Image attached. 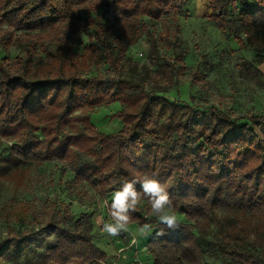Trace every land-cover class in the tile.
I'll return each instance as SVG.
<instances>
[{"label": "trees", "instance_id": "1", "mask_svg": "<svg viewBox=\"0 0 264 264\" xmlns=\"http://www.w3.org/2000/svg\"><path fill=\"white\" fill-rule=\"evenodd\" d=\"M185 2L110 0L97 18L103 0H0V46L20 48L11 61L0 58V146L12 142L0 154V179L20 168L59 163L72 186L107 197L109 213L113 193L147 174L166 188L172 212L182 217L174 228L161 225L135 183L141 200L129 210L128 224L154 223L145 244L150 264H210L211 251H219L225 264H264V114L247 113L240 121L214 107L207 120V110L166 96L183 66L179 26L159 34L172 56L159 51L151 33L144 61H138L143 52H129L148 20L175 19ZM208 7L220 32L238 49L254 50L261 63L264 0H209ZM67 22L93 39L80 55L66 39ZM54 39L60 43L52 46ZM98 60L103 68L93 71L89 63ZM242 69L261 73L250 61ZM202 79L193 74L194 82ZM113 101L120 104L115 115L122 127L104 133L90 114ZM13 217L18 226H7L0 264H19L31 254L34 230L22 227L24 208ZM42 226L55 240L44 250L46 264L107 258L92 239V210L50 214Z\"/></svg>", "mask_w": 264, "mask_h": 264}, {"label": "rangeland", "instance_id": "2", "mask_svg": "<svg viewBox=\"0 0 264 264\" xmlns=\"http://www.w3.org/2000/svg\"><path fill=\"white\" fill-rule=\"evenodd\" d=\"M110 0H103L97 10L96 17H101ZM233 1V0H231ZM209 0H186L181 9L160 20L147 21V32L139 38V42L129 52L132 57L143 52L139 63L145 60L148 52V33L158 39L159 51L165 55H173L171 47L159 39V34L167 27L174 31L179 26L177 36L180 48L185 51L183 62L176 77V84L166 92V96L180 103H188L195 108L207 110L209 120L211 110L219 108L237 120L242 121L247 113L264 114V58L261 63L255 61L256 53L250 49H238L232 37L223 35L209 20L211 13ZM65 36L75 54L80 55L93 42L90 33L75 32L70 23L65 24ZM17 31V34L24 38ZM172 37V36H171ZM76 39L80 40V43ZM60 43L54 39L52 46ZM20 48L12 44L7 50L0 46V58L9 61L19 54ZM136 57V56H135ZM244 61L253 62L261 73L246 74L242 69ZM94 70L103 68L102 62H90ZM198 72L202 80L194 82L193 74ZM117 101L101 105L90 114L91 122L104 133H114L122 127L120 118L115 115L119 111ZM12 142L0 146V154L8 150ZM71 174L61 164L46 163L40 167L20 168L16 172L0 179V241L7 233L8 225L17 228L14 215L19 208H24L25 222L22 227L33 229L28 238L31 243V254L19 264H46L44 250L54 243L53 236L43 228V222L50 214L66 211L71 216L81 215L92 210L93 240L107 258L100 264H150L149 253L145 250L148 235L141 233L143 225L128 224V231L116 237H109L102 232L103 223L112 222L106 210L108 198L95 196L88 186L73 185ZM71 210L70 211V208ZM176 219L182 220L179 213L173 212ZM154 223H149L153 231ZM151 231V232H152ZM135 241V243H133ZM210 264H225L221 254L216 251L206 253Z\"/></svg>", "mask_w": 264, "mask_h": 264}, {"label": "clouds", "instance_id": "3", "mask_svg": "<svg viewBox=\"0 0 264 264\" xmlns=\"http://www.w3.org/2000/svg\"><path fill=\"white\" fill-rule=\"evenodd\" d=\"M139 182L143 189V196L147 197L151 205V215L155 216L161 225L168 228L176 227V216L173 214V202L166 188L153 176L144 175L138 180L125 181L112 196L109 207V215L112 222L103 223L102 232L109 237H116L128 231L127 225L131 219L129 210L136 211L141 200V193L134 187ZM107 205V202H105ZM141 233H151V225L144 224ZM162 229L158 235H163ZM135 243V241H133Z\"/></svg>", "mask_w": 264, "mask_h": 264}, {"label": "built area", "instance_id": "4", "mask_svg": "<svg viewBox=\"0 0 264 264\" xmlns=\"http://www.w3.org/2000/svg\"><path fill=\"white\" fill-rule=\"evenodd\" d=\"M233 1H234V0H233ZM141 54H142V52L139 53V55H141Z\"/></svg>", "mask_w": 264, "mask_h": 264}]
</instances>
